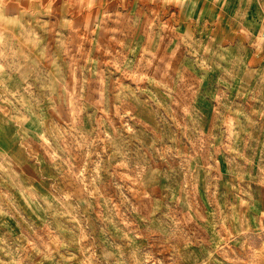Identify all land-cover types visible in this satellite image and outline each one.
Segmentation results:
<instances>
[{"label":"rangeland","instance_id":"rangeland-1","mask_svg":"<svg viewBox=\"0 0 264 264\" xmlns=\"http://www.w3.org/2000/svg\"><path fill=\"white\" fill-rule=\"evenodd\" d=\"M32 4L0 11L31 129L0 140V264H264V0Z\"/></svg>","mask_w":264,"mask_h":264},{"label":"crops","instance_id":"crops-1","mask_svg":"<svg viewBox=\"0 0 264 264\" xmlns=\"http://www.w3.org/2000/svg\"><path fill=\"white\" fill-rule=\"evenodd\" d=\"M35 0H0V11L4 13H13L21 10H29L32 6L36 4H32ZM41 1V0H40ZM9 71V72H8ZM0 68V101L5 102L8 107L15 109L14 104L16 98L13 96L14 92L19 90L20 79L18 77L17 70H8ZM13 76V78H12ZM26 86V84H24ZM17 99H20L17 97ZM18 101V100H17ZM14 111V110H13ZM24 121L20 120V117L13 116L10 118H4L0 116V140L3 139H11L12 131H15L14 125L23 124ZM23 131V135L29 139L31 137V129L26 128L25 125H20ZM19 129V128H18ZM20 131V130H19ZM40 133H42L40 131ZM41 135H38V137ZM42 137V136H41Z\"/></svg>","mask_w":264,"mask_h":264},{"label":"built area","instance_id":"built-area-1","mask_svg":"<svg viewBox=\"0 0 264 264\" xmlns=\"http://www.w3.org/2000/svg\"><path fill=\"white\" fill-rule=\"evenodd\" d=\"M262 35L264 36V28L262 29Z\"/></svg>","mask_w":264,"mask_h":264}]
</instances>
